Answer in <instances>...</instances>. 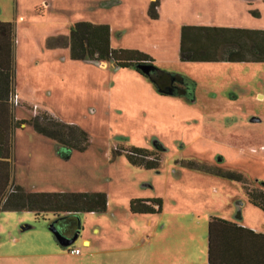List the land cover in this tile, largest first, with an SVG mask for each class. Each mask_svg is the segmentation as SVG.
I'll list each match as a JSON object with an SVG mask.
<instances>
[{
	"label": "rangeland",
	"instance_id": "rangeland-1",
	"mask_svg": "<svg viewBox=\"0 0 264 264\" xmlns=\"http://www.w3.org/2000/svg\"><path fill=\"white\" fill-rule=\"evenodd\" d=\"M221 3L0 0V20L13 26L12 108L22 121L11 131L10 181L32 192L106 196L104 211L77 214L78 231L67 244L50 230V213L0 209V264H176L184 249H202L208 217L232 219L236 202L240 221L264 231V210L244 192H264V62L189 61L178 52L181 26L235 23ZM80 21L106 24L111 48L144 52L156 68L191 79L192 97L160 95L133 68L71 58L54 40ZM43 111L82 129L85 147L60 157L56 141L29 122ZM155 142L162 148L155 169L130 164L122 153ZM184 159L239 172L244 185L188 168ZM151 198L161 201L158 213L128 210L129 200ZM52 246L66 255L40 254ZM72 247L81 254H68Z\"/></svg>",
	"mask_w": 264,
	"mask_h": 264
},
{
	"label": "trees",
	"instance_id": "trees-1",
	"mask_svg": "<svg viewBox=\"0 0 264 264\" xmlns=\"http://www.w3.org/2000/svg\"><path fill=\"white\" fill-rule=\"evenodd\" d=\"M155 7L156 1L150 2L152 12ZM109 39L110 32L106 24L80 21L70 26L67 35L54 41L66 45L71 58L109 61L116 67L133 68L136 73L147 78L160 95H177L186 100L192 97L194 83L191 79L156 68L152 58L144 52L111 48ZM12 44V24L0 21V209L28 210L35 215L50 213L52 221L49 227L62 235L71 236L78 231L77 214L104 211L106 196L100 191L32 192L10 181L11 131L22 123L13 119L9 109L12 100H7L11 90ZM178 52L180 59L189 61H264V31L183 25L180 27ZM29 122L37 132L56 141L57 154L62 158H67L72 149L82 150L87 143V135L82 129L62 122L47 112L36 113ZM154 148L158 152L129 146L122 153L130 164L155 169L159 165L158 153L161 148L157 144ZM183 164L188 168L237 180L244 185V177L239 172L206 168L193 160L183 161ZM244 192L250 204L264 210V192L260 188ZM160 206L159 198L128 201L131 213H158ZM258 237L264 238V235L218 217L209 218L206 224L207 264L212 263L215 241L221 242L218 252L263 253L264 242L253 241Z\"/></svg>",
	"mask_w": 264,
	"mask_h": 264
},
{
	"label": "crops",
	"instance_id": "crops-1",
	"mask_svg": "<svg viewBox=\"0 0 264 264\" xmlns=\"http://www.w3.org/2000/svg\"><path fill=\"white\" fill-rule=\"evenodd\" d=\"M222 2L220 6H222V9L225 8V10H229L230 12H233L235 14V23L234 24H226L223 26H214V27H231V28H244V29H252V30H261L264 31V0H220ZM232 14V13H230ZM237 15V16H236ZM0 21H7V20H0ZM9 22V21H7ZM93 62V61H92ZM245 62V61H241ZM252 62L253 61H248ZM257 62H264V61H255ZM95 63V62H94ZM98 66H104V63H96ZM113 66V65H112ZM117 68L116 66H113ZM15 81V75H13V66H12V78H11V90L7 96L8 98H11L13 95V84ZM259 96H261L260 93H257ZM10 114L13 117V108L12 105L10 106ZM14 119V117H13ZM15 120V119H14ZM241 205L240 202H236L235 207V214H233L232 219H229L225 216H209L211 217H218L221 219H224L228 222L234 223L237 226L246 228L251 230L254 233H260L264 235V231L261 229H258L255 225H250L244 222H241L242 216L239 212V206ZM208 221V220H207ZM207 224V222H206ZM27 227V226H26ZM24 227H22L23 229ZM97 230L96 228H93V231ZM251 238V237H250ZM248 238V239H250ZM247 239V238H246ZM262 240L264 242V238H254L253 241H260ZM144 243H146V240H144ZM219 240L215 241L213 245V256L212 257V263L211 264H264V252H256V253H232V252H218V249L220 247ZM80 245L84 248H88L91 245V240L88 238H81L80 239ZM76 248V247H72ZM57 246H52L51 251H45L40 254L43 255H56V256H64L63 252L60 250H57ZM81 249H79V253L81 254ZM193 250V249H192ZM68 252V249H67ZM85 253L82 252V254ZM69 254V253H68ZM71 255V254H70ZM239 262V263H238ZM176 264H207V253H206V233H205V242L204 246H202V249L200 248L198 251V254L195 255L194 252L190 254V252L182 251V253L177 257V260L175 261Z\"/></svg>",
	"mask_w": 264,
	"mask_h": 264
},
{
	"label": "water",
	"instance_id": "water-1",
	"mask_svg": "<svg viewBox=\"0 0 264 264\" xmlns=\"http://www.w3.org/2000/svg\"><path fill=\"white\" fill-rule=\"evenodd\" d=\"M93 62H95V61H93ZM95 63H101V62H95ZM50 230L52 231V233L56 237V239L62 244H67V243L71 242L76 237L75 233L71 236H65V235H62V234L56 232L55 230H53L51 228H50Z\"/></svg>",
	"mask_w": 264,
	"mask_h": 264
},
{
	"label": "built area",
	"instance_id": "built-area-1",
	"mask_svg": "<svg viewBox=\"0 0 264 264\" xmlns=\"http://www.w3.org/2000/svg\"><path fill=\"white\" fill-rule=\"evenodd\" d=\"M11 100H14V97L12 95ZM68 253L71 255H77L79 253V249L78 248H69L68 249Z\"/></svg>",
	"mask_w": 264,
	"mask_h": 264
},
{
	"label": "flooded vegetation",
	"instance_id": "flooded-vegetation-1",
	"mask_svg": "<svg viewBox=\"0 0 264 264\" xmlns=\"http://www.w3.org/2000/svg\"><path fill=\"white\" fill-rule=\"evenodd\" d=\"M156 144L159 145L158 143L155 142V143L153 144V147H151L149 150L154 151V152H158V151L155 150V148H154V146H155ZM159 146H160V145H159ZM160 148H161V146H160ZM161 151H162V148L160 149L159 152H161ZM186 160H192V159H184L183 161H186ZM159 162H160V160H159ZM198 163H200V162H198Z\"/></svg>",
	"mask_w": 264,
	"mask_h": 264
}]
</instances>
